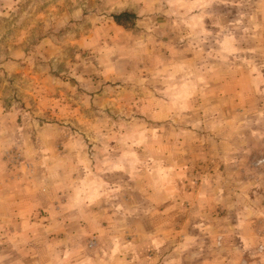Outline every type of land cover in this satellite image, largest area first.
<instances>
[{
  "label": "rangeland",
  "instance_id": "1",
  "mask_svg": "<svg viewBox=\"0 0 264 264\" xmlns=\"http://www.w3.org/2000/svg\"><path fill=\"white\" fill-rule=\"evenodd\" d=\"M176 7L175 0H0L1 182L15 184L14 193L43 184L46 194L54 181L72 194L89 183V167L94 174L97 165L108 171L124 164L133 198L174 193L177 220L168 211L157 223L175 227L178 239L162 259L173 253L181 264H264V110L254 108L252 96L238 99L230 114L228 100L216 94L175 91L187 77L170 59V26L153 51L154 32L139 24L184 18ZM125 11L135 17L120 26L114 15ZM246 13L232 20L240 40L249 36ZM101 156L109 157L107 170ZM245 199L250 204L240 219ZM108 217L111 233L126 231L130 241L140 235L127 229L152 228L148 219ZM11 226L0 221L11 234L0 238V264H48L40 247L57 239L21 236ZM94 236L82 235L78 244L92 250Z\"/></svg>",
  "mask_w": 264,
  "mask_h": 264
},
{
  "label": "crops",
  "instance_id": "2",
  "mask_svg": "<svg viewBox=\"0 0 264 264\" xmlns=\"http://www.w3.org/2000/svg\"><path fill=\"white\" fill-rule=\"evenodd\" d=\"M244 1L175 0L177 3L175 11L184 15V18L172 21L171 24L166 22L164 25L149 18L150 21L139 24V27L145 30L150 28L154 32L151 35L155 40L153 51L159 49L158 45H163L162 37L165 35L163 32L170 26L168 33L171 36L169 42L171 49H168L170 59L177 63L179 74L187 77L183 89L175 91L188 94L190 92L216 94L223 101L228 100L222 104L224 109L232 110L230 114H234L233 111H238L241 106V102H237L238 99L246 100L249 96L256 102L254 108L264 110V0H252L249 6L243 7ZM225 4L235 12L234 17L229 15L228 18L225 14ZM237 12L240 13V17L246 12L249 15V25L246 26L249 29V36L244 40L239 39L235 23L232 22L237 17ZM258 26H262L263 29ZM144 29H141L138 35L143 34L146 39L149 34ZM222 104L220 109L223 107ZM234 125L236 126V122ZM229 131L232 132L233 129L230 128ZM224 138L227 139L226 136ZM100 159H103L102 164L107 170L109 164L105 163L109 157L101 156ZM97 166L95 167L97 172L94 174L92 167H89L91 170L89 175H93L89 183L83 185L79 183L72 194V191L66 193L65 187L56 188L57 184L54 181L50 183L51 189L46 194L41 192V189L48 190L43 184L37 188L27 187L25 192L14 193L11 188L17 186L11 183L3 185L0 173V207L8 205L9 210L8 213H3L5 210L0 211V221L2 219L11 221L13 227L11 229L15 228V234L21 236H52L51 242L57 239L58 244L55 246L49 242L40 247V251L47 254L48 264H181L173 253L162 259L166 249L178 239V231L173 226L163 229L157 223L168 211L170 217L167 218H170L171 222L177 220L173 217V207L176 206L174 193L166 192V198L157 196L146 200L139 194L133 198L130 194L133 187L128 181L124 164L118 169L114 167L115 169L108 171H103V167ZM58 169L59 166H54L51 172L54 173ZM55 192L57 197L52 199L51 195L53 196ZM249 204L245 199L242 206L246 207L237 212L240 219L246 216ZM112 214L119 220L129 222L145 223L148 219L152 222V228L148 234H140L138 229L136 232L129 231L132 228L127 226L129 229H125L128 232L140 235L137 240L130 241L124 238L126 231L111 233L112 223L104 224ZM82 221L91 224L92 232L89 233L96 234L94 236L96 244L92 250L78 244L82 235L89 234L87 233L89 228L87 225L83 226ZM2 230L0 227V238L10 233H5L6 229ZM107 230L113 238L108 239L107 244L100 245L101 235ZM120 236L122 242H119ZM28 250L26 247L25 252L28 253ZM141 252H152V255L141 256L139 255Z\"/></svg>",
  "mask_w": 264,
  "mask_h": 264
},
{
  "label": "trees",
  "instance_id": "3",
  "mask_svg": "<svg viewBox=\"0 0 264 264\" xmlns=\"http://www.w3.org/2000/svg\"><path fill=\"white\" fill-rule=\"evenodd\" d=\"M132 17H135V15L130 12L125 11L117 15H114V20L118 25L124 26L125 25L124 20H129Z\"/></svg>",
  "mask_w": 264,
  "mask_h": 264
},
{
  "label": "built area",
  "instance_id": "4",
  "mask_svg": "<svg viewBox=\"0 0 264 264\" xmlns=\"http://www.w3.org/2000/svg\"><path fill=\"white\" fill-rule=\"evenodd\" d=\"M94 245V244H93Z\"/></svg>",
  "mask_w": 264,
  "mask_h": 264
}]
</instances>
